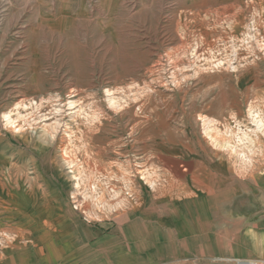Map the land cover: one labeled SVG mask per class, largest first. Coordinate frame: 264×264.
I'll use <instances>...</instances> for the list:
<instances>
[{
  "label": "rangeland",
  "instance_id": "obj_1",
  "mask_svg": "<svg viewBox=\"0 0 264 264\" xmlns=\"http://www.w3.org/2000/svg\"><path fill=\"white\" fill-rule=\"evenodd\" d=\"M263 113L264 0H0V228L40 264L96 231L94 264H264ZM140 195L199 228L133 238Z\"/></svg>",
  "mask_w": 264,
  "mask_h": 264
},
{
  "label": "crops",
  "instance_id": "obj_2",
  "mask_svg": "<svg viewBox=\"0 0 264 264\" xmlns=\"http://www.w3.org/2000/svg\"><path fill=\"white\" fill-rule=\"evenodd\" d=\"M261 120V127L263 130L262 132H264V116ZM200 183H203L205 186L203 188L195 186L196 191L192 190L193 195H197L198 192L199 197L197 196L195 199H193V202H195L197 199H201V203L203 202V206L206 207L207 197L212 196L213 198H208V200L213 201L210 207H212L214 210L218 208L219 201L228 200L231 195H234L236 193L234 192V188L225 190L222 189V184L227 183L222 177L200 176L199 184ZM151 203L152 201L150 198H146L140 195L132 205V207L128 210L129 212L125 211L126 213L124 212L121 214L122 219H124L126 216H129L130 214L128 215V213L130 212L136 215L134 222H132L131 220L128 221V223H131L133 238L141 239L144 233L156 231L159 229H161L159 231L167 232H193L197 230V228H199L198 226L196 227L195 224L193 225V223L188 228L189 230L183 226L182 216H188V214L192 211L182 214V209L180 206H178V209L176 211H174L175 207H172L169 213L158 215L155 213L156 211H154ZM197 209H202V205L197 207ZM128 219L129 217H127L125 220ZM197 221L199 222V219H197ZM173 225H175L176 227L173 228ZM127 229L129 228L127 227ZM0 231L6 233V235L0 234V264H40V261L44 260L41 256V253L44 254V251H42V249H33L29 242L21 243L17 240H13L8 234V232L11 230L6 229V227H1ZM92 234H94V229H92ZM103 235L104 234L101 233L100 236L99 232L96 231V240L94 236H89V241H91L89 242V244L91 245V256L89 258L90 260H88V257L84 259L87 252L81 250L80 248V245L83 243V241L78 239L79 237L76 233H70L69 236H66L67 238H69V240H65V245L58 248L56 261L59 262V264H94V259H98L99 257H101V255L100 251L95 252L92 248L99 244V241L101 238H103ZM103 248L107 251L108 256V252H110V250L106 247ZM101 253H104L103 250H101ZM39 255L40 258H38ZM77 261H80L81 263H77ZM50 264L53 263L50 262Z\"/></svg>",
  "mask_w": 264,
  "mask_h": 264
}]
</instances>
